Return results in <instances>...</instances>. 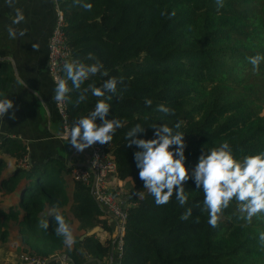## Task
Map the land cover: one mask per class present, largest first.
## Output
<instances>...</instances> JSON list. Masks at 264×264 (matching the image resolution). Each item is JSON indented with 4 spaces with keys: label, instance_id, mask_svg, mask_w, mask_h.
Returning a JSON list of instances; mask_svg holds the SVG:
<instances>
[{
    "label": "trees",
    "instance_id": "trees-1",
    "mask_svg": "<svg viewBox=\"0 0 264 264\" xmlns=\"http://www.w3.org/2000/svg\"><path fill=\"white\" fill-rule=\"evenodd\" d=\"M56 3L63 13L70 60L92 63L85 57L94 53L108 76L97 75L92 81L99 86L109 76L123 77L127 86L126 90L118 86L107 116L125 121L106 148L116 165L113 177L127 185L123 195L112 194L126 205L128 215L117 264H264L259 240L264 217H254L251 224L237 219L233 201L219 226L212 228L207 212L201 210L202 189L191 179L185 184L187 204L180 206L173 196L171 203L156 206L139 179L134 153L140 149L128 146L125 138L137 123L145 128L137 138L151 139L152 125L172 127L183 121L178 130L185 135L189 169L201 149L207 151L224 140L237 157L264 151V61L254 71L246 59L264 55V0H223L222 7L217 0H81L92 5L90 11L74 0ZM4 72L0 66L2 84ZM77 96L70 93L66 102L68 128L96 102L89 93L77 106ZM146 98L153 101L151 106L145 105ZM161 103L175 114L157 111ZM0 151L12 163L11 172L4 175L6 158L0 157V242L6 241L12 222L22 253L47 260L65 254L75 264L86 262L88 255H109L112 239L95 237L98 229L110 233L111 228L90 187L71 178L73 168L58 159L30 166L26 148L18 141H2ZM139 191L143 199L136 194ZM54 207L73 232L87 234L82 240L77 236L71 250L54 234ZM189 208L192 216L181 220ZM43 219L48 221L47 230L38 226ZM93 228L96 231L89 236ZM114 245L117 252L116 239Z\"/></svg>",
    "mask_w": 264,
    "mask_h": 264
},
{
    "label": "clouds",
    "instance_id": "clouds-1",
    "mask_svg": "<svg viewBox=\"0 0 264 264\" xmlns=\"http://www.w3.org/2000/svg\"><path fill=\"white\" fill-rule=\"evenodd\" d=\"M17 0H5L7 6L13 8L15 16L10 25L6 26L8 38L15 40L24 37L27 29L15 27L26 22L22 8L16 7ZM74 3L81 4V0H74ZM219 7L223 6V0H217ZM85 10H91L90 3L81 4ZM173 12L171 15H174ZM164 15V13H162ZM34 51L39 50L38 43L32 44ZM248 63L253 66L254 71L264 61V55L256 54L246 57ZM85 60L93 61L85 63L80 59H66L62 65L63 77H57L53 89L52 100L58 105L70 102V93L77 92L75 104L88 99V94L96 98L95 105L86 115L81 116L72 122L71 126L60 135L77 152L96 143L100 145L110 144L117 129L125 126V121L112 117L107 118L112 100V95L118 90V86L124 85L123 77L109 76L99 86L92 77L108 76V70L103 62L94 53L89 52ZM88 82V83H86ZM15 85L19 88L26 87V81L19 76L17 71ZM9 95L0 93V122L14 108L13 100ZM146 106H151L153 101L146 98ZM156 110L165 115H174L175 110L161 103ZM13 112L9 119H15ZM99 119L100 123H97ZM183 121H177L174 126L168 124L152 125L154 129L151 139H138L137 134L143 133L145 128L139 123L130 128L125 138L128 146L136 145L139 151L134 153V161L139 169V179L143 182V189L154 198L156 206H164L171 203L173 196L180 206L189 201V193L185 191V184L191 179L197 189H202V211L208 214V224L212 228L219 226L224 211L236 202L237 219L244 220L251 224L254 217H264V151L255 154H246L237 157L233 154L232 147L228 140L210 147L207 151L201 149L196 164L189 169L186 167L184 133L179 131ZM175 129V130H174ZM140 199L144 198L143 192L136 193ZM56 227L54 234L62 239V243L68 249H73L78 243L73 233L72 225L65 216L54 207L52 214ZM192 216V209H187L181 216V220H188ZM39 228L47 230L49 225L47 219L39 222ZM95 228L89 231L91 236ZM259 240L264 246V232L259 233Z\"/></svg>",
    "mask_w": 264,
    "mask_h": 264
},
{
    "label": "crops",
    "instance_id": "crops-1",
    "mask_svg": "<svg viewBox=\"0 0 264 264\" xmlns=\"http://www.w3.org/2000/svg\"><path fill=\"white\" fill-rule=\"evenodd\" d=\"M16 7L22 8L26 22L15 27L27 29V33L24 37L11 40L8 38L6 26L12 23L15 13L13 8L7 6L5 0H0V66L5 68L2 76L6 78L3 84L0 81V93L9 95L8 98L14 102V108L10 109L4 121L0 122L1 142L12 140L24 144L27 151L25 161L30 166L58 159L63 165L73 169L85 167L90 160L91 148L77 152L60 135L64 132V126L52 100L53 83L48 74L47 57L55 21L53 0H17ZM34 43H38V51L33 50ZM17 71L26 81V87L19 88L15 85ZM13 112L16 117L14 120L9 119ZM0 157H5L1 151ZM5 162L4 175H7L12 170V163L8 158ZM109 185L122 186V191H125L127 186L124 181L115 177L109 179ZM1 197L0 193V199ZM117 200L120 198L117 197ZM11 201L15 204L16 197ZM8 204L6 202L2 206ZM102 212L111 232L103 233L102 229H98L99 234L95 239H112L111 250L107 257L86 256L87 260L93 259L89 263L86 260L84 263L87 264H117L116 247L113 245L117 236V222L105 209H102ZM8 231L6 241L0 242V264L16 262L22 253L23 245L17 226L10 222ZM73 233L76 237L79 236L80 240L87 235L76 230ZM46 264L60 263L53 261Z\"/></svg>",
    "mask_w": 264,
    "mask_h": 264
},
{
    "label": "built area",
    "instance_id": "built-area-1",
    "mask_svg": "<svg viewBox=\"0 0 264 264\" xmlns=\"http://www.w3.org/2000/svg\"><path fill=\"white\" fill-rule=\"evenodd\" d=\"M53 3L55 6V21L49 43L47 68L54 89L56 78L62 77L63 62L66 59L70 60L71 52L63 31V13L58 9L56 0H53ZM54 103L65 132L68 129L66 125V103L63 105H58L55 101ZM90 148L91 156L87 166L73 169L71 178L76 182L88 185L90 187V193L98 206L101 209H105L117 222V258H120L124 227L128 215L126 205L118 203L112 194L114 193L117 196L123 195V191L121 190L122 186L109 185V179L116 172V165L106 152L107 144L100 145L96 143ZM47 262L48 260L45 258L37 257L29 253H20L16 262L7 264H46ZM59 263L69 264L65 261H59Z\"/></svg>",
    "mask_w": 264,
    "mask_h": 264
},
{
    "label": "water",
    "instance_id": "water-1",
    "mask_svg": "<svg viewBox=\"0 0 264 264\" xmlns=\"http://www.w3.org/2000/svg\"><path fill=\"white\" fill-rule=\"evenodd\" d=\"M113 245H114V243H113ZM53 261H57V262H59V261H65V262H68L69 264H75L73 262V260L68 255H65V254H62L60 256H55V257H53V258H51V259L48 260V262H53ZM92 261H93V259H88L87 260V263L92 262ZM87 263H84V264H87Z\"/></svg>",
    "mask_w": 264,
    "mask_h": 264
}]
</instances>
